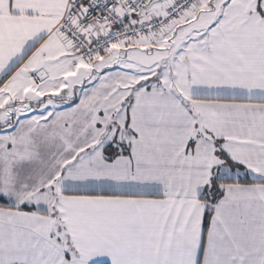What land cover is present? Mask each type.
<instances>
[{
  "label": "snow or ice",
  "instance_id": "6c2138e0",
  "mask_svg": "<svg viewBox=\"0 0 264 264\" xmlns=\"http://www.w3.org/2000/svg\"><path fill=\"white\" fill-rule=\"evenodd\" d=\"M0 264H264V0H0Z\"/></svg>",
  "mask_w": 264,
  "mask_h": 264
}]
</instances>
